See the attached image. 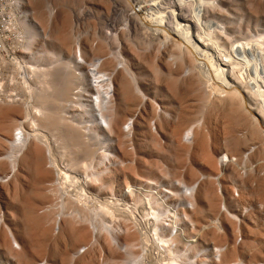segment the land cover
Masks as SVG:
<instances>
[{
	"label": "rangeland",
	"instance_id": "rangeland-1",
	"mask_svg": "<svg viewBox=\"0 0 264 264\" xmlns=\"http://www.w3.org/2000/svg\"><path fill=\"white\" fill-rule=\"evenodd\" d=\"M21 1L20 55L33 70L20 100H0V155L18 164L0 169V229L17 250L25 237L27 255L0 247V264H264L263 73L254 87L239 63L230 86L211 83L172 26L130 17L138 0ZM200 1L205 23L225 26L216 31L223 61L242 62L237 44L264 45V0ZM92 65L116 86L99 110L111 127L93 114ZM226 152L237 159L221 163ZM40 177L55 204L35 227L27 212ZM74 205L80 212L66 218L90 238L56 239L57 217Z\"/></svg>",
	"mask_w": 264,
	"mask_h": 264
},
{
	"label": "bare ground",
	"instance_id": "bare-ground-1",
	"mask_svg": "<svg viewBox=\"0 0 264 264\" xmlns=\"http://www.w3.org/2000/svg\"><path fill=\"white\" fill-rule=\"evenodd\" d=\"M18 1H21V0H18ZM141 1L143 2L142 5L146 6L144 10V15L145 17H147V20L149 21V24L146 26L149 27L151 26V24H153L158 27H163V25L166 24L167 28L165 26L164 29L165 30L167 29L166 31L168 32L170 31L169 26H172L174 30V34L177 35L178 38L180 37V40H182V42H184L189 47H191L194 53L196 54V57L198 60L197 62L198 68L200 69L201 74L203 75L204 78H206V80L210 81L213 84L226 83L228 80L229 83L231 84V81H233V79L230 77V74L231 72L233 73L235 67H237L238 64L240 63L245 66L244 70L246 74H248L247 75L248 77H249V74H253L254 79L251 78L250 84H252L255 87V83L260 81L259 79H257V74L259 73V71L261 74L263 73L262 80L264 82V78H263L264 77V64L261 63V62H264L263 43L259 41H254L250 44H243V43L237 44L235 47L232 48V54L235 55V57H237L238 55L240 57V60H242V62H236L234 65H232V63L229 64L228 62L223 61L221 58L223 55L224 48L220 40L216 37V31H222V29H224L225 26L223 24L220 25L219 23L210 20L207 23L211 25L214 24L212 26L214 28L210 29L211 28L210 25H209L210 28L207 27L206 25L207 23H205L204 21L205 19L204 14L202 12V8L204 5L200 0H196L195 2L191 0H157V1L155 0V4L154 5L152 4L151 6L149 4V1L148 2L147 0H141ZM21 2L23 3V1ZM185 7L188 8V11L190 13L189 15L183 14V12L187 10V9H184ZM116 9L117 11H119V14H123V8L117 6ZM23 12H24V8H23ZM195 12L197 13L196 15L194 14ZM192 15H195L194 17L196 19H194ZM24 16H25V12H24L22 19L19 22L20 30H21V34L23 38L21 41L20 47L23 49L26 46V34L25 35L23 34L25 33V30L22 25ZM130 17H135V18H139L140 20H142V16L138 14L137 12H135L133 8H131L130 10ZM123 20H126V19H123ZM238 45H240L241 47L237 48ZM233 50L234 51L236 50L237 55L234 53ZM18 57L20 58V60H22V64H23V66L20 67L21 66L20 65L18 69L19 68L23 69L24 71L23 83L27 88H29V82H31V76H32L31 73H32L33 68L29 64L28 60L25 59V57H22L21 55ZM94 64H96V62ZM225 64H229L232 67L229 68L228 65L226 66ZM96 66L97 65H92V68H91L92 72L94 73L95 80H97V84H95L93 80H92V83L94 84V86H96V90L98 92V99L95 100L93 98L92 100L93 102L95 101L94 103H96V105L93 104V114L95 118L101 119L102 121L106 123L107 126H110V122L107 116L99 110H102L103 109L102 106L106 105L108 103V100L112 96H115L116 86L114 84V81H112L110 78L107 77V73L102 72V71L100 72L98 70V67ZM188 73L189 71H187V74ZM106 81H108V86L105 89H100L99 85L101 84L103 86L104 84L102 83L103 82L105 83ZM229 83H226V84L229 85ZM231 90H233V88L230 89L228 92H226L225 96H228ZM256 91L258 92L259 90H256ZM3 98L0 97V100H8V101L20 100V98H17V96L13 99H9V96H5ZM1 109L2 108H0V110ZM4 112H7L5 116L9 114L8 110H4ZM27 114L31 115L32 110L29 109ZM33 135H36L40 138L42 136L39 133H37V130H35ZM44 136H46V137H43L45 140V138H47L48 136L45 133H44ZM47 140L49 139L47 138ZM47 142L46 144H49L48 146L50 149L49 156L51 157V146H50L51 143H47ZM20 146L25 147L26 144H20ZM8 156H10V154H8ZM236 159L237 158H235L233 155L226 152L221 157V163H224L225 161H231L233 163ZM26 160H27V157L26 156L23 157L22 163H24ZM52 162L55 164V159H52ZM7 163H9L10 165L7 166ZM17 166H18L17 162L14 159H12V157L9 158L4 155H0V169H3L7 174L15 172L17 170ZM59 170L61 174H63L65 177H71L70 173L68 172L70 170V167L63 166V168L60 167ZM2 181H3V177L0 176V184ZM41 181H42L41 177L36 179L35 188H34L35 199L31 203L28 209V212H27V216L34 222L35 227H38V225L43 226V224L45 223V219L47 217L46 215H42L40 213V210H47V209L53 210V207L55 204L54 199L50 198L47 195V191L45 190V187L40 185ZM80 191L84 192L83 195L87 194L85 193L84 189L83 191L82 190ZM79 192L77 193L80 194L81 192L80 193ZM80 197H79V200H80L79 202H81V199H82V198L80 199ZM74 212L75 214L80 212V209L78 208V206H75V205L73 207L64 206L62 215L60 214L61 215L60 219H58V217L56 219L57 221L60 220V222L58 223L60 231H59V235L56 236V239L63 238L65 234H67L68 237L70 238L77 236L79 238V242L88 240L90 238V233L87 228L78 227L74 219L66 218L67 216L73 214ZM188 213L191 215L192 211H185V214L188 215ZM63 216H64V219H63ZM218 219L215 220L214 223H218ZM224 234L226 236V231L224 232ZM41 235L43 236L49 235V229L47 228L42 229ZM13 239L15 238L9 228L2 227L0 229V247L5 248L6 250L10 252H16L21 257L26 256L27 251H26V245L24 244L25 237H20V239L22 240L21 241L22 244L20 245L21 248L19 250L15 249L13 245ZM162 245H165V243H162ZM233 251H236V249H233Z\"/></svg>",
	"mask_w": 264,
	"mask_h": 264
},
{
	"label": "built area",
	"instance_id": "built-area-1",
	"mask_svg": "<svg viewBox=\"0 0 264 264\" xmlns=\"http://www.w3.org/2000/svg\"><path fill=\"white\" fill-rule=\"evenodd\" d=\"M142 4L143 2L138 0L133 4V10L138 14L144 13L146 6ZM23 5L18 0H0V95L5 93L11 98L17 96L24 74L22 68L18 69L20 65L23 66L22 60L18 57L22 49L20 45H16L22 41L19 22L24 15ZM82 20L83 17L80 16V21H76L77 30ZM7 83L10 88L8 93L4 89Z\"/></svg>",
	"mask_w": 264,
	"mask_h": 264
}]
</instances>
